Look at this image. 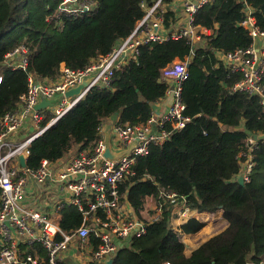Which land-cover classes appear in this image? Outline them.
Listing matches in <instances>:
<instances>
[{"label": "trees", "instance_id": "obj_1", "mask_svg": "<svg viewBox=\"0 0 264 264\" xmlns=\"http://www.w3.org/2000/svg\"><path fill=\"white\" fill-rule=\"evenodd\" d=\"M63 0H0V118L13 110L27 90V78L54 80L60 65L71 70L88 67L135 29L145 7L158 0H93L96 9L73 17L57 11ZM257 23L264 28V0H247ZM48 20L45 21V18ZM240 0H214L194 16V24L210 32L194 51L185 39H169L140 47L136 57L113 74L108 88H93L57 123L30 145L29 169L42 160L57 162L77 151L90 150L98 129L117 117L122 125H142L162 100L167 84L162 70L174 61L186 63L188 79L182 84L184 128L173 130L161 145L151 144L138 157L134 175L121 184L127 202L140 214L150 197L172 192L197 213L222 212L225 229L196 247L189 255L180 236L196 235L205 224L189 218L175 229L172 204L165 201L160 219L140 237L121 244L113 264H247L264 258V141L252 148L248 182L238 183L246 161V142L264 134V113L258 98L233 92L240 74L230 73L215 57L245 49L251 38L240 26ZM170 13L164 24L170 26ZM19 46L29 48L25 69L3 68L4 56ZM63 230L81 223L73 207L61 210Z\"/></svg>", "mask_w": 264, "mask_h": 264}, {"label": "built area", "instance_id": "obj_2", "mask_svg": "<svg viewBox=\"0 0 264 264\" xmlns=\"http://www.w3.org/2000/svg\"><path fill=\"white\" fill-rule=\"evenodd\" d=\"M213 1L158 0L145 7L144 17L131 34L88 67L71 70L62 64L54 80L28 76L26 92L19 97L15 108L0 118V264H61L69 249L84 254L90 239L97 244L89 264H105L123 242L144 235L147 226L160 219L165 201L173 205V211L178 208L174 214L178 218L188 220L194 215L196 219L197 215L210 214L190 210L184 199L180 201L175 193L161 190L158 196L150 197L153 209L148 210L152 213L143 218L145 204L140 214H135L127 202V191L120 188L134 175L133 166L138 157L148 153L149 145H161L168 139L166 125L179 130L189 121L181 100L182 84L188 79L186 63L182 61L176 60L162 70L161 80L167 84L165 97L169 98L165 111L153 109L151 118L142 125H122L118 120L113 123L110 151L120 153L134 144L129 153L116 160L104 158L105 122L99 127V138L90 150L77 151L53 163L42 160L37 169H29L27 159L36 138L53 127L91 89L108 88L113 74L136 57L141 46L185 39L192 51L198 48L203 36L210 32L196 26L194 16ZM240 2L244 4L245 14L240 26L251 38V44L233 52L216 51L215 57L230 73L240 74L232 91L258 98L264 113V28L257 23L247 0ZM95 9L93 0H63L57 16L81 17ZM167 13L171 22L168 27L164 24ZM28 54L29 48L25 46L15 48L4 56L3 68L25 69ZM87 78L90 82L80 95L65 97L67 90ZM2 80L0 74V84ZM44 99L50 104L35 110ZM254 144L252 136L249 137L247 155H242L246 161L240 176L246 182L253 165ZM20 156L24 158V166L20 164ZM71 207L80 213L81 223L67 232L61 227V210ZM52 213H59L60 217L52 220ZM247 264H264V258Z\"/></svg>", "mask_w": 264, "mask_h": 264}, {"label": "crops", "instance_id": "obj_3", "mask_svg": "<svg viewBox=\"0 0 264 264\" xmlns=\"http://www.w3.org/2000/svg\"><path fill=\"white\" fill-rule=\"evenodd\" d=\"M169 103V98L165 97L164 99L160 100L159 102H157L154 106L153 109L156 112H163L165 111V109L167 108ZM54 104V103H53ZM117 117H112L109 120L105 121V125H104V129H103V138H104V134L107 133L109 136V139H111L112 137V125L115 121H117ZM30 129H28L26 132H23L22 135L26 134L27 132H29ZM152 200L149 198L146 200L145 202V210L148 207L149 209H153L152 207ZM178 211V208H175V210L173 211V216L174 214H176V212ZM222 214V212H220V215ZM58 217H60L59 213H52L51 214V219L55 220ZM178 221H182L185 222L187 219H182V218H178L177 215L175 217ZM177 224V223H176ZM180 225V224H179ZM178 225V226H179ZM177 227V226H176ZM191 236V235H190ZM124 243V242H123ZM96 244L97 242L93 239H90L88 244H87V248H86V252L84 254H78L76 252H74V250L69 249L67 250V252H65V255L63 256L62 260H61V264H89L90 261V254L91 252L96 249ZM185 244V243H184ZM186 245V244H185ZM199 246V245H198ZM196 248V247H195ZM194 248V249H195ZM194 249H192L191 251H189L187 253V255H189Z\"/></svg>", "mask_w": 264, "mask_h": 264}, {"label": "rangeland", "instance_id": "obj_4", "mask_svg": "<svg viewBox=\"0 0 264 264\" xmlns=\"http://www.w3.org/2000/svg\"><path fill=\"white\" fill-rule=\"evenodd\" d=\"M42 199V196L40 199L35 203V207H37L40 203V200ZM221 211H218L214 214H209V215H197L196 219L203 222L205 224V227L202 229V231L196 235H184L180 236L181 242L186 244L185 248V253L187 254L189 251L194 249L195 247H198V245L202 244L206 240H208L210 237L222 232L227 223L222 217V214L220 215ZM152 212L150 210L145 211V214L142 215L143 218H147L150 216ZM195 218V215H194ZM177 223V224H176ZM182 221H178L174 217L172 218V226L175 229L176 226L181 224Z\"/></svg>", "mask_w": 264, "mask_h": 264}, {"label": "water", "instance_id": "obj_5", "mask_svg": "<svg viewBox=\"0 0 264 264\" xmlns=\"http://www.w3.org/2000/svg\"><path fill=\"white\" fill-rule=\"evenodd\" d=\"M90 82V79H84L83 82L81 84H79L78 86H76L75 88L69 89L65 92V97L70 98V97H74V96H78L81 94V91L84 89L85 86L88 85V83ZM50 103L47 100H42L41 102H39L36 106H35V110H40L42 108H45L46 106H48ZM252 139L257 142V141H264V134L261 135H253ZM134 144H131L125 151H122L120 153H112L110 151V147H109V136L107 133L104 134V153L103 156L105 159L108 160H116L118 158H120L121 156H123L126 153H129V151L131 150V148L133 147ZM19 161L21 166H24V158L22 156L19 157ZM60 162H58L59 164ZM238 183L243 184V177H238ZM121 248H119L117 250V252L110 257L105 264H113L116 256L118 255V252L120 251ZM253 252L248 256L247 258V262L251 263L252 257H253Z\"/></svg>", "mask_w": 264, "mask_h": 264}]
</instances>
